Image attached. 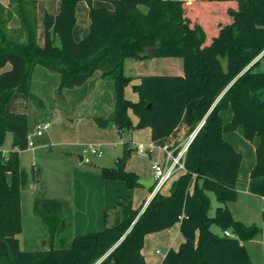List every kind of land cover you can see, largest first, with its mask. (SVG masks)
<instances>
[{"label": "trees", "instance_id": "16d2710c", "mask_svg": "<svg viewBox=\"0 0 264 264\" xmlns=\"http://www.w3.org/2000/svg\"><path fill=\"white\" fill-rule=\"evenodd\" d=\"M79 1L59 0L56 14L45 12L41 45L36 1L8 0L7 8L0 3V244L5 246L0 248V264H145L141 250L147 234L175 225L183 241L167 251L161 264H252L243 244L260 230L229 212L228 203L237 196L242 156L222 134L242 126L245 140L258 137L249 186L251 194L264 198V73L253 71L259 60L249 66L264 52V0H195L203 7H195L194 14L181 0H112L109 10L84 0L89 31L76 42L72 34ZM206 14L209 17L198 22ZM14 17L19 26L10 30ZM159 58L180 59L182 76L124 75L127 59ZM37 66L58 76V92L78 88L95 71L112 80L113 112L107 119H96L101 126L113 124L120 132L148 128L154 142L170 136L184 116L193 127L190 133L203 124L187 147L184 170L162 184L144 208L134 207L131 196L118 198L113 222H106L105 213L99 232L72 236L70 208L57 199L36 196L33 214L47 237L41 249L26 252L16 239L22 230L21 190L38 175L34 167L29 173L20 167L18 153L28 144L27 116L8 112L6 105L19 92L42 106L30 93ZM129 85L136 101L126 98ZM226 109L231 117L224 125L220 113ZM7 133L12 147L4 153ZM131 152L125 145L114 168L99 169L101 178L120 181L128 190L140 187L138 176L125 171ZM210 193L219 203L211 218ZM211 226L221 233L211 232ZM224 231L232 235L225 237Z\"/></svg>", "mask_w": 264, "mask_h": 264}, {"label": "crops", "instance_id": "0c3cea01", "mask_svg": "<svg viewBox=\"0 0 264 264\" xmlns=\"http://www.w3.org/2000/svg\"><path fill=\"white\" fill-rule=\"evenodd\" d=\"M35 1L38 38L39 45H41L42 38L40 35L42 30L40 29V27L43 20V18H41V15L44 17L45 12L49 14H56L59 10V0ZM111 1L112 0H92V6L103 7L109 10L112 8ZM181 1L186 2L188 10L191 11L192 14H194L193 9L195 7H203L201 2L199 3L195 0ZM202 1L206 2L207 0ZM0 3L2 4V6L7 8L8 0H0ZM75 13L76 24L73 28L72 35L74 41L78 42L79 40L83 39L89 31L88 5L84 0H81L77 3ZM208 17L209 15L206 14L205 17H200L197 19L198 22L201 23ZM18 26L19 23L18 25H13V29L8 26V29L14 30L18 28ZM257 60H259V63L261 62V54L255 61ZM175 75L182 76V64L181 69L179 67L177 68ZM59 81L60 79L56 74H52L48 70L46 71L39 66L34 68L31 75L30 93L35 95V97L40 100L41 104L42 102L45 103L46 101H51L54 93H58L59 95H61L63 101L65 102L63 109L67 110L66 113H68L69 116L68 118H60L59 120L57 117L53 118L52 115H50V118L52 119H50L49 117H42V120L46 122L44 124L47 125L48 128H50V124H48L49 122L51 123L53 122V120L57 122L56 131L59 136L53 137V134H48L43 137V132L40 136H37L36 133H34L32 130L31 136L33 137V140H30L33 143V147L27 148V150L21 151L18 154L19 158L25 153L29 154L30 159L33 163L32 168L34 167V170L37 171L38 175L40 172V168H38L36 166L37 164L35 163H39L40 159L46 160L45 158H49L45 156H39V152L45 149L47 150V148L52 145L57 144L61 147L73 146L76 148H81L83 147V145H93L100 148V151L102 153L100 159H102V162L97 170H90L86 166L79 165L83 163L81 156L83 155L86 148L81 151H74L72 153L65 152L61 162L65 163L63 164L64 166L72 167V172H70L72 176L71 178H68L69 182L67 181L66 183L63 180L59 179V182H56L55 188L53 190V197L48 196L49 199H57L70 208L72 222L71 235L77 237L83 235L84 233H94L102 230L105 226V213L108 215L106 218V222L112 223L113 213L115 212V203L118 198L131 196L132 205H134V207L138 208L143 205L144 208L146 207L147 202L154 195V190L151 193L150 189H145L142 187L128 190L120 181H106L101 178L99 169L114 168L115 162L122 155L125 145L128 149H132V152L129 155V159L125 165V171L135 173L139 179L146 181L153 178L151 165L155 162L160 164L164 162L166 158L164 148L168 147L176 152L177 149L190 142V137H193V135L197 132V130L203 123L199 122L198 124H196V126L194 124L195 127L190 133V130L193 127L188 126V124L186 123V118L184 116L179 122L180 124L178 125L177 129L170 136L153 142L152 140H150V131L148 128H146L147 131H145L143 135H139L140 133L136 131L120 132L113 124L101 126L96 123V119H107L113 112L115 93L114 82L112 80L108 81L102 78L100 76V73L98 71H95L91 78H89L78 88L63 89L58 92ZM12 95L13 96L10 102L6 105V110L14 114H26L27 127L31 132V116L28 115V113L30 112L28 110L30 109L29 105L31 100L19 92H15ZM226 114L227 113L222 116V113H220L221 120L224 125L227 124L230 120L231 110L230 115ZM66 119H68L70 123H65L64 120ZM132 121L133 123H135L136 119L133 118ZM45 125H42L41 127H38L36 125V127H38L37 130L41 129ZM73 135L77 140H71L70 137H72ZM222 138L224 139V141H227L237 153L241 154V156L243 148L250 149V151H252V153L254 154L259 140L258 137L255 138L253 142H248L247 140H245V138H243L242 126L238 127L233 132L223 133ZM145 142H147V144H143ZM247 142L250 144H248ZM137 145H143L147 148L145 156H147L149 160L148 162L144 161L143 163L146 165V168L144 166H140L138 163L137 157L142 158V156H138L135 153V148ZM73 156L79 159V164L74 163L75 161ZM83 164L85 165V163ZM249 171L251 170L249 169ZM58 172L63 175V171H61V169L58 170ZM65 172L67 173V171ZM178 173L176 175H178ZM239 173L236 181L238 198L240 195H245L247 197H249L248 195H251L258 199L264 200V198L260 196L257 197L250 193V179L249 183L246 184V186L243 185L242 188L238 186L237 182L239 179ZM27 188H31L35 194L37 192V183L32 184L30 182ZM46 192H44L45 196ZM244 223L246 225H249L246 222H243V224ZM182 241L183 236H181L179 232V225H175L173 228L163 230L162 232L147 234L143 248L141 250V253L145 260V264H161L167 251L169 249L176 250ZM263 249L264 246L262 250Z\"/></svg>", "mask_w": 264, "mask_h": 264}, {"label": "rangeland", "instance_id": "374dc122", "mask_svg": "<svg viewBox=\"0 0 264 264\" xmlns=\"http://www.w3.org/2000/svg\"><path fill=\"white\" fill-rule=\"evenodd\" d=\"M143 9L144 8L142 7V10ZM41 18H43L42 15ZM13 25H18L16 17H14V20L8 26L11 29H13ZM38 44H39V38H38ZM258 56L255 58V60L258 58ZM255 60L250 65H252L255 62ZM220 62H221V67L225 68L226 59L223 58L220 60ZM178 67L181 69V60L176 58L175 59H170V58L145 59L143 60V62L127 59L124 65V75L132 76V77H138L143 75L144 76H159V75L174 76ZM254 71L255 73L264 72V58H262L259 65H257L254 68ZM125 93L127 99L136 101V95L133 92H131L130 85L127 86V88L125 89ZM64 103L65 102L63 101L61 95H59L58 93H54V96L51 98V101H46L45 103L42 102L43 104L42 106H39L35 101L31 100L29 105L30 109L28 110L30 111L28 115L31 116L30 118L31 132L29 131L30 133L29 137L31 140H33V137L31 136L32 130L34 133H36L37 128L41 127L42 125H45L44 123H46L45 121L42 120V117L50 118L51 117L50 115H52L53 118L57 117L58 120L60 118L62 119L68 118L69 115L68 113H66L67 110L63 109ZM58 110H59V114H58ZM221 113L222 116H224L225 113H227L226 115H230V109H226ZM133 118L134 117H132V119ZM64 122L70 123L68 119L64 120ZM48 124H50V128L43 130V134H44L43 137H45L48 134H53V137L59 136L56 131L57 122L53 120V122L51 123L49 122ZM36 125L38 127H36ZM134 131L140 133L139 135H143V133L147 130L145 128L143 130H134ZM70 138L73 141L77 140L74 135ZM11 140H12L11 134L7 133L5 140L2 143L3 144L1 148L2 151L8 152L11 150L12 147ZM143 144H147V142ZM89 146H93V145H89ZM86 147L87 145H83V147L81 148H76L73 146L61 147L55 144L47 148V150L45 149L39 152L40 153L39 156H45L49 158H45L46 160L40 159L39 163L34 162L35 164H37L36 166L40 168L37 181L34 182L31 181L32 184L37 183V190H36L37 192L34 194V191H32L31 188H25L21 190L20 208H21L22 230L19 233V235L16 236V239L18 240V244H19V249L21 251L34 252L35 250L41 249V242L46 240L47 237V233L43 224L40 223L38 217L35 214H33L32 203L34 198L36 196H39L49 199L48 196L53 197L54 195L53 190L55 188L56 182H59V179L63 180L65 183L67 181L69 182L68 178H71L72 176V174H70V172H72V167L64 166L63 164L65 163L61 162L62 157L65 154V152L72 153L74 151H81ZM74 156H73L75 161L74 163L79 164V159L75 158ZM242 156H243L242 162L239 169L240 170L239 179L237 182L240 188H242L243 185L246 186V184L249 183V175H250L249 169H251V166L253 165L255 159V155L252 153V151L246 148H243ZM133 157H137V156H133ZM89 158L91 159L90 164L84 165L82 163L79 165L86 166L90 170H97L100 167L102 159L94 158V157H89ZM19 159H20V167L23 170H25L27 173H29L32 169V164H33L29 154L25 153L21 155ZM137 160L140 166H144L146 168V165L143 163L144 161L148 162L149 159L147 156L142 158L137 157ZM60 169L61 171H63V175H61L58 172V170ZM65 171H67V173ZM44 192H46V196L44 195ZM248 196L249 197L245 195H240L238 198V194H237L236 199L233 202L228 203V207H229L228 209L229 212L231 210L230 214L232 218L237 219L242 223L246 222L249 225L254 224L260 230L258 235H256L253 239L249 241H245L243 245L249 254L252 264H264L263 250H262L264 246V220L261 215V212L264 208V200L258 199L251 195ZM208 197L211 203V207L207 215L208 217L211 218V216L214 215L216 207L219 206V203L216 202L213 193L208 194ZM210 231L217 235L221 233L220 229L217 228L216 226H211ZM228 232L230 233V231Z\"/></svg>", "mask_w": 264, "mask_h": 264}, {"label": "built area", "instance_id": "2783aa9c", "mask_svg": "<svg viewBox=\"0 0 264 264\" xmlns=\"http://www.w3.org/2000/svg\"><path fill=\"white\" fill-rule=\"evenodd\" d=\"M46 129H48L47 125L37 130L36 135L40 136L43 130H46ZM192 138L190 137L191 139L190 142L192 141ZM27 143H28L27 148L33 147V143L31 142L29 137L27 139ZM189 143L177 149L176 152H174L168 147H165L164 153H165L166 158L164 162L162 164L155 162L151 165V171L153 172V182L155 185L154 194L160 190V187L162 186V184L169 181L178 172H181L184 170L183 162L185 159V152L187 150ZM146 152H147L146 146L137 145L135 148V153L138 156L144 157ZM101 156H102V153L98 146H87L81 158H82L83 163L90 164L91 159L89 157L101 158ZM261 215L264 220V208L261 212ZM222 235H224L225 237H228V236H231L232 234H230L227 231H224L222 232Z\"/></svg>", "mask_w": 264, "mask_h": 264}, {"label": "water", "instance_id": "95a60500", "mask_svg": "<svg viewBox=\"0 0 264 264\" xmlns=\"http://www.w3.org/2000/svg\"><path fill=\"white\" fill-rule=\"evenodd\" d=\"M150 51H151V49H150ZM264 53V52H263ZM263 53H261V56H262V54ZM251 66V65H250ZM249 68V66L247 67V68H245L243 71H245L246 69H248ZM242 71V72H243ZM240 75H241V73H240ZM146 108H148L149 109V105H147L146 106ZM137 184L140 186V187H142V188H147V189H151V187L153 186V178H151V179H149V180H146V181H142V180H138L137 181ZM5 246H4V244L2 245V244H0V248L1 249H3Z\"/></svg>", "mask_w": 264, "mask_h": 264}]
</instances>
